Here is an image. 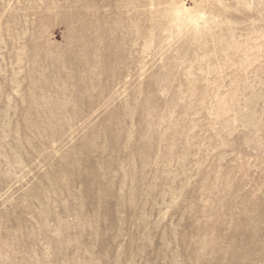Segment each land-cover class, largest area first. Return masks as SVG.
<instances>
[{
    "label": "rangeland",
    "instance_id": "374dc122",
    "mask_svg": "<svg viewBox=\"0 0 264 264\" xmlns=\"http://www.w3.org/2000/svg\"><path fill=\"white\" fill-rule=\"evenodd\" d=\"M0 264H264V0H0Z\"/></svg>",
    "mask_w": 264,
    "mask_h": 264
}]
</instances>
